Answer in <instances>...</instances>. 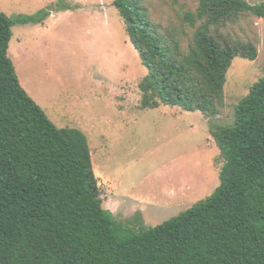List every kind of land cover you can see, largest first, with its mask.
<instances>
[{"label": "trees", "instance_id": "1", "mask_svg": "<svg viewBox=\"0 0 264 264\" xmlns=\"http://www.w3.org/2000/svg\"><path fill=\"white\" fill-rule=\"evenodd\" d=\"M112 5L146 70L138 107L199 111L219 151L218 185L154 226L116 220L86 136L48 118L7 55L11 25L38 17L0 11V264H264V67L232 121L213 120L233 58L257 56L230 26L264 18V1L199 0L180 16L193 29L187 41L182 28L151 20L143 0Z\"/></svg>", "mask_w": 264, "mask_h": 264}, {"label": "rangeland", "instance_id": "2", "mask_svg": "<svg viewBox=\"0 0 264 264\" xmlns=\"http://www.w3.org/2000/svg\"><path fill=\"white\" fill-rule=\"evenodd\" d=\"M198 1L143 0L151 20L182 28L185 41L193 29L180 16ZM0 11L38 17L11 25L7 55L20 85L48 118L86 136L102 206L116 220L154 226L218 185L219 151L199 111L138 107L146 70L112 0H0ZM230 30L254 41L257 56L233 58L224 107L213 118L221 124L232 121L234 105L264 67V18L245 16Z\"/></svg>", "mask_w": 264, "mask_h": 264}]
</instances>
